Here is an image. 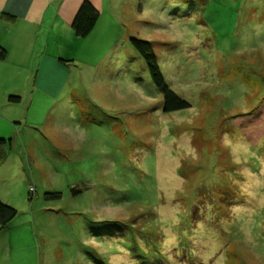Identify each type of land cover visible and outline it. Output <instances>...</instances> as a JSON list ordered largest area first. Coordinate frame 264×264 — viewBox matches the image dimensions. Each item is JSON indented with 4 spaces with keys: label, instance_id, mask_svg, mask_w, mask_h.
<instances>
[{
    "label": "rangeland",
    "instance_id": "374dc122",
    "mask_svg": "<svg viewBox=\"0 0 264 264\" xmlns=\"http://www.w3.org/2000/svg\"><path fill=\"white\" fill-rule=\"evenodd\" d=\"M104 1L57 58V94L34 89V58L0 71L17 210L0 264H264V134L241 126L264 104V0ZM133 37L188 107L163 110Z\"/></svg>",
    "mask_w": 264,
    "mask_h": 264
},
{
    "label": "crops",
    "instance_id": "0c3cea01",
    "mask_svg": "<svg viewBox=\"0 0 264 264\" xmlns=\"http://www.w3.org/2000/svg\"><path fill=\"white\" fill-rule=\"evenodd\" d=\"M84 1L0 0V45L5 49V57L0 59V71L4 70L9 74L8 83L12 76L8 60L19 59L24 64L27 58H34L32 59V66L36 68L32 80L34 89L57 94L58 86L52 84L50 80L59 68L60 60L57 58H62L65 54L67 42L78 43L79 39L86 41L98 27L102 14L111 13L112 7H109L111 1L106 3L104 0H87L99 10V17L88 36L78 37L71 25ZM13 72L17 73L15 69ZM7 100L18 102L21 96L17 101Z\"/></svg>",
    "mask_w": 264,
    "mask_h": 264
},
{
    "label": "trees",
    "instance_id": "16d2710c",
    "mask_svg": "<svg viewBox=\"0 0 264 264\" xmlns=\"http://www.w3.org/2000/svg\"><path fill=\"white\" fill-rule=\"evenodd\" d=\"M99 17V10L89 1L85 0L79 7L73 21L72 28L76 36L84 38L88 36L94 29ZM131 46L142 58L151 80L156 85L163 96V110L172 111L189 106L186 100L178 96L165 82L160 66L157 62V57L151 47V43L138 38L130 39ZM5 57V49L0 45V59ZM10 101H17L20 96L9 95ZM260 115V116H259ZM245 136L251 142H257L264 134V130L260 129L264 126V104L255 113L247 115L241 125ZM10 139L0 138V147L10 146ZM17 210L0 202V228L9 224L16 216Z\"/></svg>",
    "mask_w": 264,
    "mask_h": 264
}]
</instances>
